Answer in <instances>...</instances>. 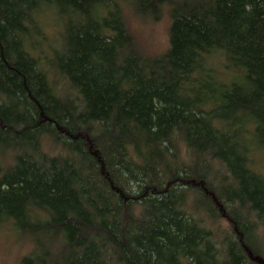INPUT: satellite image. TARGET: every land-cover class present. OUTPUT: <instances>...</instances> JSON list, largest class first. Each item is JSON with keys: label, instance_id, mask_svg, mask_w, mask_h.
<instances>
[{"label": "trees", "instance_id": "1", "mask_svg": "<svg viewBox=\"0 0 264 264\" xmlns=\"http://www.w3.org/2000/svg\"><path fill=\"white\" fill-rule=\"evenodd\" d=\"M2 223L19 264H264V0H0Z\"/></svg>", "mask_w": 264, "mask_h": 264}, {"label": "rangeland", "instance_id": "2", "mask_svg": "<svg viewBox=\"0 0 264 264\" xmlns=\"http://www.w3.org/2000/svg\"><path fill=\"white\" fill-rule=\"evenodd\" d=\"M45 14L46 11H40L36 15V21L39 23L38 31L43 34L50 30L48 28L50 24L53 25L52 17L46 18ZM127 21L135 41L143 53L157 55L166 48L168 27L166 8H164L161 18L156 21L138 17L132 10H128ZM221 60L222 58L216 63L210 61L215 69L217 81L220 83L238 82L242 69L225 66ZM29 249H31L29 238L19 234L18 230L10 223L0 224V264H19L20 259L29 252Z\"/></svg>", "mask_w": 264, "mask_h": 264}]
</instances>
